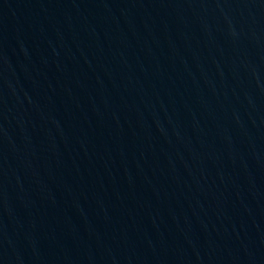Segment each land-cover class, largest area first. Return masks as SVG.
I'll list each match as a JSON object with an SVG mask.
<instances>
[{
  "label": "water",
  "instance_id": "obj_1",
  "mask_svg": "<svg viewBox=\"0 0 264 264\" xmlns=\"http://www.w3.org/2000/svg\"><path fill=\"white\" fill-rule=\"evenodd\" d=\"M0 264H264V0H0Z\"/></svg>",
  "mask_w": 264,
  "mask_h": 264
}]
</instances>
